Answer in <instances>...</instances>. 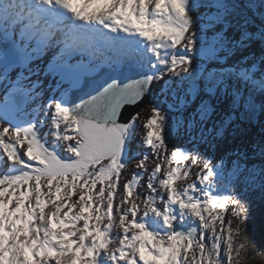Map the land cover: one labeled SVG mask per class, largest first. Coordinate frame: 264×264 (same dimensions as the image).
<instances>
[{
  "label": "snow or ice",
  "instance_id": "obj_1",
  "mask_svg": "<svg viewBox=\"0 0 264 264\" xmlns=\"http://www.w3.org/2000/svg\"><path fill=\"white\" fill-rule=\"evenodd\" d=\"M242 187L264 0H0V264H249Z\"/></svg>",
  "mask_w": 264,
  "mask_h": 264
},
{
  "label": "rangeland",
  "instance_id": "obj_2",
  "mask_svg": "<svg viewBox=\"0 0 264 264\" xmlns=\"http://www.w3.org/2000/svg\"><path fill=\"white\" fill-rule=\"evenodd\" d=\"M151 116V112L148 108H144L141 112L140 122L137 125V135L136 140L134 141V148L133 150H137L141 142V138L146 135V129L142 127L143 124L146 123L147 119ZM260 128L259 126H255L254 128L249 127L247 133L242 137L246 140H253L258 139L260 136ZM255 133H258L259 136H256ZM182 138L175 141V143H180ZM240 140L238 139L234 144L229 145L230 148L235 147ZM224 146H221L220 150L215 148L208 149V152L216 157L217 159L213 162L216 163L219 160L220 155L223 153ZM142 152L144 151L143 148H139ZM225 159L227 160L228 157L226 156ZM153 161V157L150 155L149 164L151 165ZM133 166L130 165L123 173V179L131 178V174L133 171ZM246 197L251 202V209H250V218L247 223L248 227V234L252 243L249 245L250 250V257H249V264H264V195H262L259 191H249L246 188L242 187Z\"/></svg>",
  "mask_w": 264,
  "mask_h": 264
},
{
  "label": "water",
  "instance_id": "obj_3",
  "mask_svg": "<svg viewBox=\"0 0 264 264\" xmlns=\"http://www.w3.org/2000/svg\"><path fill=\"white\" fill-rule=\"evenodd\" d=\"M142 108H144V105L141 104L139 107H137L136 111H140ZM251 128H254L255 126H250Z\"/></svg>",
  "mask_w": 264,
  "mask_h": 264
},
{
  "label": "trees",
  "instance_id": "obj_4",
  "mask_svg": "<svg viewBox=\"0 0 264 264\" xmlns=\"http://www.w3.org/2000/svg\"><path fill=\"white\" fill-rule=\"evenodd\" d=\"M255 134H256V136H259L258 133H255Z\"/></svg>",
  "mask_w": 264,
  "mask_h": 264
},
{
  "label": "bare ground",
  "instance_id": "obj_5",
  "mask_svg": "<svg viewBox=\"0 0 264 264\" xmlns=\"http://www.w3.org/2000/svg\"><path fill=\"white\" fill-rule=\"evenodd\" d=\"M144 109V108H143Z\"/></svg>",
  "mask_w": 264,
  "mask_h": 264
}]
</instances>
